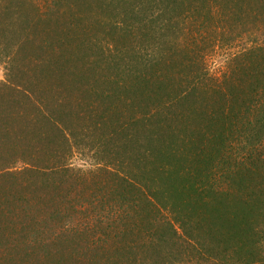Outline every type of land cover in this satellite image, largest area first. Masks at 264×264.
I'll return each instance as SVG.
<instances>
[{
    "label": "trees",
    "instance_id": "1",
    "mask_svg": "<svg viewBox=\"0 0 264 264\" xmlns=\"http://www.w3.org/2000/svg\"><path fill=\"white\" fill-rule=\"evenodd\" d=\"M85 1L52 0L47 21L50 26L61 24L53 38L58 50L48 54L43 48L47 54L38 59L45 67L20 68L14 75L17 81L0 84V264H83L85 254H93L95 261L85 264H104L97 256L105 246L94 238L81 245L61 237L48 250L24 244L19 257H10L6 249L12 236L27 239L24 230L49 224L51 190L61 188L50 175L68 172L64 157L83 142L95 145L109 175L103 179L107 190L98 203L91 202V210L120 207L118 215L108 211V219L117 236L127 235L125 247L131 253L145 254L151 264L221 258L228 264L263 262L264 100L258 96L264 94V46L249 49L246 59L233 56L221 79L204 71L194 52H177L172 40L167 42L175 52L159 60L136 47L149 33L155 37L164 30L162 20L152 23L171 18L172 5L142 3L138 9V2L127 0L111 9L110 1L94 0L103 8L102 18L110 15L106 24L113 33L108 45L98 43L89 54L91 43L83 36L102 21L81 23ZM9 2L0 0V32L11 28L10 21L2 23L9 18L5 13L17 17V24L20 16L37 20L41 13L24 11L23 2L15 9ZM259 2L213 0L211 8L221 10L225 20L234 12L243 19V30L253 32L264 30V0ZM201 9L189 15L205 23L208 14ZM34 176L41 185L33 190ZM63 203L55 202L58 212ZM157 208L171 212L173 221L128 232L137 213L147 215ZM103 220L98 226L102 233L110 224ZM68 226H62L63 236ZM41 234L43 229L35 235ZM135 235L144 237L142 245L133 240ZM115 240L111 245L120 261L111 264H147L132 254L128 260L122 257L123 243Z\"/></svg>",
    "mask_w": 264,
    "mask_h": 264
},
{
    "label": "rangeland",
    "instance_id": "2",
    "mask_svg": "<svg viewBox=\"0 0 264 264\" xmlns=\"http://www.w3.org/2000/svg\"><path fill=\"white\" fill-rule=\"evenodd\" d=\"M107 1H110L111 9L115 6L127 2V0ZM129 1L133 3L138 2V9L139 7H142V3L149 6H154V8H156V5H158L159 2L161 6L172 5L173 7L172 11L168 10V15L172 16L171 18H167L166 15L164 19H162L164 17L163 16L161 19L159 18L158 21H154L152 23L159 24L162 20V26L163 23L165 24L164 30L160 34L154 37L153 33L151 32L149 33L150 35L148 36V38L144 37L142 41H137L136 47L141 52H145L148 58L154 57L156 60H159L164 55L174 53L175 48L177 52L181 51L182 49H184V53H189L188 51H192L195 53V55H198V58H200L199 61H202L200 62L203 67L205 66L204 71H206L207 73L209 71L210 75H215L221 77L222 79L223 73L227 71L229 72V65L233 56L240 55L241 58L246 59L245 55L249 52V49L255 48L256 46H264V30H258V28H255L253 32H245L243 30L241 21L243 19L239 18V16L234 15L233 12L228 17V19L225 20V18L222 17L223 14H220L221 10H213L211 8L213 0H186L185 5L182 7H179V5L181 4V0ZM251 1L252 5H260L259 0ZM8 2L15 9L19 6V2H23L20 7H22L24 11L31 10L33 12V15H35V11L39 9L41 13L35 15L36 19L39 21L35 20V18L33 17H31V20L26 21V17L20 16V21L18 22V24L17 17L12 15V17L10 18L11 15L5 13L6 17L9 18L7 20H2V23L6 25L7 23H9L8 21H10L11 28H8L5 33L3 31L0 32V84L7 83L8 81H17L16 79H14V75L20 68H30V70L32 69V71H34L35 69H40V65H42V67H45L44 65H47V63L45 62V64L43 65L42 61L38 59V56H43L42 58H44L47 54L46 51L42 50L43 48H46L45 50H47L48 54L52 53V51L58 50V48L55 47L57 44L55 45L53 38L61 25L59 24L57 26L52 24L50 26V21H47L48 16L50 15L48 11L51 9L52 0H5V3ZM82 8L85 10V12L80 11V16H82L81 23L84 26H90L94 23V21H102L101 27H93L87 31L85 36H83L85 40H89V42L91 43L90 49H87V53L91 54L92 51H94V49L98 46V43L108 45V39H110V37L112 38L113 31L110 28V24H106L108 16L110 17V15L107 14L108 16L106 15L104 18H102L101 15L103 13H101V11L103 10V8L101 9L100 7H98L94 0L85 1V4L82 5ZM201 8L205 11V15L208 14L207 20L204 21L205 23H202L203 20H195L196 16L194 17L189 15H192V13L190 12L191 10L193 11V9H195V11H197V9L199 10ZM233 8H235V6L233 7V5H231V10H233ZM249 8L252 7L249 6L248 10H250ZM22 14L23 13H21V15ZM92 14L94 16H92ZM237 17L238 19H236ZM152 18L149 17L148 19ZM202 19L204 18L202 17ZM59 22L61 23L60 20ZM47 37L49 39L48 43L46 44L45 41V43L42 44L43 38L45 40L47 39ZM219 37H221V40H218ZM171 40L175 47L174 50H172L173 45L167 42ZM177 42H179L180 44L177 45ZM21 44L25 46L24 49H19L20 46L22 47ZM50 45L54 46L49 47ZM38 46H40V49H38ZM15 55L16 57L25 56V58L24 60L19 59V61H17L16 59H13L15 58ZM83 55H86V51L83 52L82 56ZM256 61L257 59L254 60L253 68H256ZM199 77H204V75ZM258 97H260L261 100H264V94H261ZM83 144L84 145L79 146V148L75 147L70 153L67 154V157H64L65 161L69 165L68 172H63L61 169L58 171H54L50 175V179L53 180L54 183L57 182L58 185H61V188H53L51 190L54 201H52V197L50 196V200L47 203L49 208L47 211L49 224H47L45 228L43 227L44 225L41 224L40 227H38V225H35L31 226L29 229L24 230L29 232L27 239L20 240L16 235L12 236L10 238V241L8 240V244L6 246V249L10 251L9 256L11 257L12 255H15L16 257H19L20 255L17 254V251H19L20 248L24 250V244H28V247L29 244L32 247L41 246L43 249L46 248L48 250L49 248H53L55 244L60 243L59 238L61 237L64 238V241H66V239H71V241L75 239L77 242L81 243V245H86L85 241L94 238L97 240L100 246H102L103 244L105 246L104 251H101L97 257L100 258L99 260H101L102 263L111 264L114 261L119 260V257L116 254V249H114L111 245V242H113V240H115L116 238L115 242L119 241L123 243L122 247H124V249L120 250V254L122 257L125 256V258H127L128 260L130 259L129 256L134 255V259L139 258V260L143 261L144 263L151 264L154 261H150V263L149 261L145 260L143 257L145 254H141L140 252H136L137 254L131 253V249L125 247L126 243L128 242L126 234H120L118 236L117 234H115L117 228L108 219L111 216L108 211H110L112 214L118 215L117 213L120 208L119 206H114V211L110 210L113 205L108 206V208L104 207L102 209H99L100 211H103L102 213L93 212L91 210V202L93 201L98 203V201L102 199V195L105 193V190H107L106 186H104L105 184L103 183V179L104 176L105 179L106 176L108 179L109 175H106L108 172H106L105 169L107 162L101 160L99 152L93 149L95 145H90L86 142H83ZM18 169L20 170L22 169V167H14L11 170L17 171ZM112 170H114V168H112ZM34 179L37 180L35 176L32 177L33 181ZM3 181L4 179L0 178V182ZM38 185H41L40 179L37 180L35 187H32V189L36 187L38 188ZM63 201L64 203L60 207L61 210L60 212H58L56 210V205L58 203H62ZM159 210L160 211H158L157 208L153 212H149L147 215L142 213H140L139 215L137 213V218L135 219L136 221L134 220L137 226L135 225V227L128 232L130 234L133 232L138 233V229L143 232L142 226H144V230L147 231V229L151 228V225L155 222H157V224L159 225L160 223L166 222L168 220L173 221V215L171 212L165 209ZM120 211L122 210L120 209ZM35 213L39 214L38 210L35 211ZM36 217L38 216L36 215ZM101 218L104 219V223L105 221L110 222V224L105 225L106 230L108 231L104 230L103 233L98 229ZM64 225H69L68 229L70 227L71 228L69 231H66L65 235L63 236L61 228ZM110 225L111 228H108ZM81 227H83L84 229H81ZM40 229H43V234L35 235L38 234V231H40ZM143 239V236L138 235H135V237L133 238V240L136 241V244L139 245H142ZM262 247L263 249L261 252L264 258V246ZM62 249L63 248H61V250ZM37 252H39L43 256L44 260L46 259V255L44 254V252ZM2 253H5V251ZM67 253L70 255V252ZM92 253H94V251H92L91 254ZM227 255L229 257V254ZM93 256L94 255L92 254V257H86L85 254V257L82 256L81 263L85 264L86 262L94 261L92 260ZM216 258L220 257L216 256ZM76 259L77 256H75V260ZM221 260L223 259H194L189 261L182 260L184 262L181 264H228L227 262ZM51 261L52 260L50 258V262ZM65 263L70 264L69 261H65ZM158 264L161 263L158 262ZM258 264H264V261Z\"/></svg>",
    "mask_w": 264,
    "mask_h": 264
}]
</instances>
